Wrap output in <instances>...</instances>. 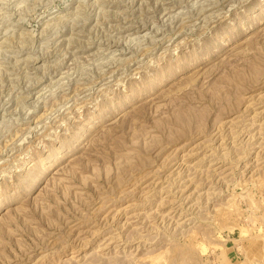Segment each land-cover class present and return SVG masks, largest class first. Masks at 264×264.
<instances>
[{"label": "rangeland", "instance_id": "1", "mask_svg": "<svg viewBox=\"0 0 264 264\" xmlns=\"http://www.w3.org/2000/svg\"><path fill=\"white\" fill-rule=\"evenodd\" d=\"M0 264H264V0H0Z\"/></svg>", "mask_w": 264, "mask_h": 264}]
</instances>
